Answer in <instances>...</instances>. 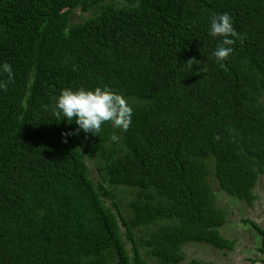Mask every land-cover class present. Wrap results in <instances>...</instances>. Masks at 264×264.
I'll return each mask as SVG.
<instances>
[{
	"label": "trees",
	"instance_id": "trees-1",
	"mask_svg": "<svg viewBox=\"0 0 264 264\" xmlns=\"http://www.w3.org/2000/svg\"><path fill=\"white\" fill-rule=\"evenodd\" d=\"M225 12L239 37L220 62L208 28ZM3 62L0 264H210L187 248L241 244L218 192L240 209L260 197L264 0H0ZM68 87L124 95L128 129L57 121ZM118 187L136 190L126 206ZM251 223L246 259L264 264Z\"/></svg>",
	"mask_w": 264,
	"mask_h": 264
},
{
	"label": "clouds",
	"instance_id": "clouds-1",
	"mask_svg": "<svg viewBox=\"0 0 264 264\" xmlns=\"http://www.w3.org/2000/svg\"><path fill=\"white\" fill-rule=\"evenodd\" d=\"M208 32L212 37L221 38L212 55L217 61L226 60L233 51V38L239 37L232 17L227 12L212 15ZM4 73H7V79H0V90H6L13 77V68L8 62L0 63V76ZM52 112L58 118L57 121H74L77 125L76 132L97 135L105 122H110L115 128L127 130L132 122L133 108L124 95L108 87H68L62 89L55 98ZM111 139L118 142L120 137L113 134Z\"/></svg>",
	"mask_w": 264,
	"mask_h": 264
},
{
	"label": "rangeland",
	"instance_id": "rangeland-1",
	"mask_svg": "<svg viewBox=\"0 0 264 264\" xmlns=\"http://www.w3.org/2000/svg\"><path fill=\"white\" fill-rule=\"evenodd\" d=\"M217 188V186L214 184ZM259 193V201L254 203L253 207L239 208L238 205L226 197L223 192H218V198L221 204H224L228 210L229 221L223 227V233L228 237H238L241 244L236 245V249L224 254L211 245H198L195 244L187 251L193 252L197 255V259H203L210 264H258L252 262L251 259H246V256H259L258 246L260 245V235L252 226V221L255 224L264 225V177L259 180L257 188ZM136 190L131 187H118L117 195L120 203L123 206L133 199ZM249 221H245V219ZM253 223V224H254ZM124 230V229H123ZM245 243V244H243ZM131 245H129L130 247ZM252 251V252H251ZM245 257V260H243ZM190 258V256H189ZM196 259V258H194Z\"/></svg>",
	"mask_w": 264,
	"mask_h": 264
},
{
	"label": "crops",
	"instance_id": "crops-1",
	"mask_svg": "<svg viewBox=\"0 0 264 264\" xmlns=\"http://www.w3.org/2000/svg\"><path fill=\"white\" fill-rule=\"evenodd\" d=\"M252 252V251H251Z\"/></svg>",
	"mask_w": 264,
	"mask_h": 264
}]
</instances>
